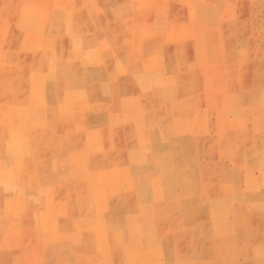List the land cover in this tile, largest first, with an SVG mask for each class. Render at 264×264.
<instances>
[{
  "label": "rangeland",
  "instance_id": "obj_1",
  "mask_svg": "<svg viewBox=\"0 0 264 264\" xmlns=\"http://www.w3.org/2000/svg\"><path fill=\"white\" fill-rule=\"evenodd\" d=\"M0 264H264V0H0Z\"/></svg>",
  "mask_w": 264,
  "mask_h": 264
}]
</instances>
